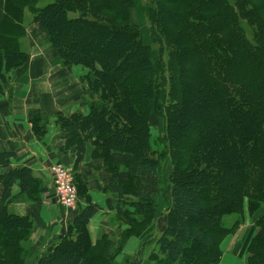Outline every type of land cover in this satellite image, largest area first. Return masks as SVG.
Instances as JSON below:
<instances>
[{
  "label": "trees",
  "instance_id": "1",
  "mask_svg": "<svg viewBox=\"0 0 264 264\" xmlns=\"http://www.w3.org/2000/svg\"><path fill=\"white\" fill-rule=\"evenodd\" d=\"M28 15L63 67L89 72L82 81L94 98L87 115L56 121L61 152L75 158L78 202L87 205L35 264L118 263L114 245L102 238L93 245L88 229L100 208L77 174L89 145L110 163L115 215L129 226L124 250L134 237L142 241L133 264H219L221 241L246 218L253 233L244 239L246 264H264V0H0V91L29 62L22 51ZM153 116L164 122L161 137H152ZM30 122L36 136L47 134L40 117ZM16 157L0 153V264H27L35 221L11 208L20 199L42 207L48 192L32 169L13 166ZM164 162L170 214L164 232L148 241L154 230L143 226L160 211ZM130 185L134 213L122 209Z\"/></svg>",
  "mask_w": 264,
  "mask_h": 264
},
{
  "label": "crops",
  "instance_id": "2",
  "mask_svg": "<svg viewBox=\"0 0 264 264\" xmlns=\"http://www.w3.org/2000/svg\"><path fill=\"white\" fill-rule=\"evenodd\" d=\"M27 25V38L23 41L22 51L29 57V62L25 67L11 72L7 76V84L2 87L4 91H0V153H16L13 166L32 169L35 177L41 179L48 189L42 196L44 201L42 207L28 203L26 199H20L11 208L14 214L30 217L35 221L36 233L32 237V250L38 253L48 251L62 235L63 229H66L62 210L64 208L57 207L54 203L55 193L53 194L50 169L57 163L70 168H74L75 165L73 154L65 156L61 152L65 141L56 125L57 117L87 115L88 113L84 111L86 107L89 109L94 98L86 86L82 85L81 76L74 72V68L62 66L59 55L48 41L46 31L32 22H28ZM87 94L88 100L92 99L91 102L87 101L85 97ZM32 114L40 117L47 128V134L43 137L34 134L30 122ZM52 120L56 129L50 124ZM49 128H53L54 131H49ZM92 152L93 148L89 145L86 160L79 166L77 174L86 182L93 204L100 207L88 227L92 243L96 245L106 221L115 217L114 205L119 201V197L113 194L107 185L106 179L109 176L106 174L104 162L92 160ZM4 174L5 170L0 167V208ZM15 195H19L18 187ZM81 205L78 203V206ZM85 207L86 204L82 206ZM76 211L77 213H71L69 222L79 213L77 208L73 212ZM251 226L248 222L240 228L246 231V228L250 230ZM225 242L221 245L223 256ZM141 246L142 241L139 243V251ZM232 250L234 255L243 258L241 255L244 249Z\"/></svg>",
  "mask_w": 264,
  "mask_h": 264
},
{
  "label": "rangeland",
  "instance_id": "3",
  "mask_svg": "<svg viewBox=\"0 0 264 264\" xmlns=\"http://www.w3.org/2000/svg\"><path fill=\"white\" fill-rule=\"evenodd\" d=\"M26 21L32 22L31 17L29 15L27 16ZM74 72H76V74H79L78 76H81V80H82V77H84L86 74L89 73L87 70H84L81 67H76L74 69ZM76 81H77V79H76ZM82 85L84 87L86 86V84L83 81H82ZM85 97H86L87 101H89V102L92 101V99L88 100L89 94L85 95ZM77 109H78V107H76V110ZM84 112L85 113L89 112L87 107H86ZM50 124H52L53 128L56 129L55 128L56 126L54 124V120H52L50 122ZM53 128H49V131L53 132L54 131ZM151 128H152V137L153 138L154 137L155 138L161 137L164 134V122L158 116H153L152 122H151ZM91 159L95 160V161L98 160L96 153L95 154L93 153L91 155ZM100 161L105 162V164H106L105 165V171L110 173V171H112V169L109 170V167L107 166V164H110L109 161H106L104 158ZM65 167H69V166H65ZM73 174H74V171H73ZM170 175H171V171H170L169 162L162 163L161 177H162V185H163V194H162L160 202L157 203V204H159L160 211H162V212L159 211L156 215L152 214V218L154 217L153 222H152V218H151V220H149V222H147L143 226V227H147L149 225V223L151 222V224H150L151 230H154L151 233L150 238H148V241H150L152 238L159 237L161 235V233L164 232V229L167 228V218H168V214H170L169 211H170V207H171V201L168 197V193L170 191L168 180L170 178ZM135 189H136L135 185H130L128 187L126 194L124 195V197L121 200L123 211H127L129 213H134V211H135L134 203L138 202V200L135 198ZM54 193H55V189H54L53 194ZM54 197H55L54 198L55 205L57 207H60L55 194H54ZM78 203H79V205H81V203H83L81 206L76 205L77 210H79V212H80L83 209L82 206L84 204H86V202L83 200H80V202H78ZM62 210L64 213V218H63L64 219V226L67 228L70 226L69 219L71 217V213H77V211L73 212L72 210L71 211H68L66 209H62ZM127 217H130V216H127ZM136 217H141V216L137 215ZM235 219H236V216H230V217L226 218L225 220H227V222L225 223V228L230 227ZM251 221L252 220L250 218L249 219L246 218V221L243 223V225L245 223H248V222L251 223ZM194 223H199L198 225L194 224V226H199V227L203 228L204 230H207L205 227L201 226V225H204V226L207 225L206 223H204V221L195 220ZM123 225H125V226H123ZM128 229H129V226L124 222V220L118 218L117 215H115V217L110 218L109 220L106 221L105 227L100 232L99 239L102 238V241L108 240L109 242H111L112 246L114 245V248L111 249V254H112V257H114V256L116 257V260L118 262V263L116 262L117 264H131V262L133 264V263H136V262H134V260L139 261V259H140V257H139L140 256V254H139V243L141 240L136 239V237H134L133 239H131L129 241L130 244L124 250V243H123V241H121V236L123 237V235L127 232ZM248 229L249 228H246V231ZM35 231H36V228H35ZM207 231L209 232V234L214 235V233H212L209 229ZM246 231H245V229L236 228L231 234H229L226 238H224L221 241L220 245H222L226 241L225 244L223 245V250H224L225 254L223 256V260H222L221 264H246L245 256L242 255L243 258L241 259L238 256L234 255L233 254L234 250H232V249H239V248L244 249L245 244H246V243H244V239H245L246 234L248 236L253 234V233L246 232ZM35 233L36 232H33L29 242H26L24 244V247L26 248L25 262L27 264H35L39 258L46 256V254L48 253V251H45V252L39 251L38 253L33 252V250H32V246H33L32 245V237ZM215 237L217 239L220 238L217 236H215ZM57 241H58V239H56V241L52 244V246L55 245L57 243ZM154 249H155L154 246L153 247L151 246L149 248L148 253L151 254ZM191 251H192V246H190L188 248L187 252H191ZM72 252H73V249H72ZM145 257H147V256H145ZM186 257H187V254H186ZM83 264H97V263L96 262L93 263L92 260H88L86 263L84 261ZM181 264H183V262Z\"/></svg>",
  "mask_w": 264,
  "mask_h": 264
},
{
  "label": "built area",
  "instance_id": "4",
  "mask_svg": "<svg viewBox=\"0 0 264 264\" xmlns=\"http://www.w3.org/2000/svg\"><path fill=\"white\" fill-rule=\"evenodd\" d=\"M50 171L58 203L66 210H74L78 203V189L72 169L56 164Z\"/></svg>",
  "mask_w": 264,
  "mask_h": 264
}]
</instances>
